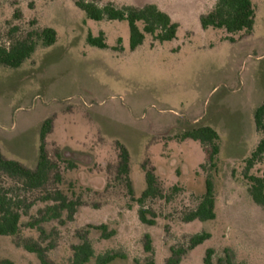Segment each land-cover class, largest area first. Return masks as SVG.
<instances>
[{
    "label": "rangeland",
    "instance_id": "rangeland-1",
    "mask_svg": "<svg viewBox=\"0 0 264 264\" xmlns=\"http://www.w3.org/2000/svg\"><path fill=\"white\" fill-rule=\"evenodd\" d=\"M86 1L99 7L156 4L178 23L176 37L159 42L146 35L132 49L128 21L89 20L76 0H0V43L8 45L37 27H52L58 33L54 45L38 47L21 67L0 65L4 156L35 167L42 126L52 120L47 150L77 163L76 169L65 172V182L99 191L111 183L107 202L98 209L84 206L71 228L89 223L115 228L114 238L96 242L98 253L115 250L127 256L110 264H145L151 255L144 248L145 234L152 239L155 264H166L171 247L185 245L202 231L211 238L184 256L181 264H203L208 248L219 257L228 249L237 261L264 264V208L252 200L244 178V160L260 139L253 115L264 100V0H252L253 30L236 34L202 27L200 16L216 0ZM100 32L106 35V48L87 42L89 33ZM203 125L220 135L217 169L206 166L207 153L200 142L179 139ZM119 144L130 154L136 197L146 189V174L152 169L166 195L172 194V187L180 188L170 201L149 203L157 215L154 226L140 222L139 206L114 181ZM251 172L262 175L264 164ZM210 175L216 219L184 222V213L205 193ZM3 258L40 264L9 238H0ZM52 258L53 264H60L64 248Z\"/></svg>",
    "mask_w": 264,
    "mask_h": 264
},
{
    "label": "trees",
    "instance_id": "trees-1",
    "mask_svg": "<svg viewBox=\"0 0 264 264\" xmlns=\"http://www.w3.org/2000/svg\"><path fill=\"white\" fill-rule=\"evenodd\" d=\"M89 20L128 21L131 48L140 46L146 35H152L159 42L176 37L178 23L158 5L146 3L142 6L124 5L116 7L107 3L99 7L94 2L76 0ZM19 16L15 14V17ZM256 11L252 0H216L213 8L200 16L203 28L225 29L230 34L242 31L251 32L255 25ZM32 21V25H35ZM57 31L48 26L37 27L24 37L12 40L8 45L0 43V65L17 69L30 59L38 47H50L57 42ZM87 42L99 48H106V35L100 32L95 36L88 34ZM256 131L260 135L258 144L245 158L244 178L252 200L264 208V173L258 175L251 171L264 164V100L254 111ZM52 120L47 119L41 131L39 160L35 167H28L19 161L8 159L0 148V238L11 239L17 248L33 255L40 264H53L52 256L60 247L65 250V258L60 264H110L118 258L125 259L124 253L115 250L97 252V240H110L117 230L106 223H89L71 230L77 213L84 206L100 208L111 194V183L99 191L91 187L65 182V172L77 168V163L64 153L55 152L54 156L46 147V136L51 131ZM180 140L192 139L201 143L207 153L206 166L217 169L221 153L220 135L211 126L194 127L179 135ZM120 154L114 181L124 186L131 201L139 206L138 216L144 225L154 226L157 215L149 203L166 199L170 201L173 192L180 188L172 187V194L166 195L160 177L155 169L146 174V189L135 196L130 171V154L120 145ZM68 184V185H67ZM93 194V202L88 196ZM217 217L216 193L211 175L206 180V191L198 199L195 207L184 213L186 223L210 221ZM99 232L96 239L95 233ZM67 241L63 245L65 239ZM145 251L150 253L145 264H155L153 244L149 234H145ZM211 238L209 232L192 235L185 245L170 248L166 264H181L184 256ZM138 262V261H136ZM0 264H16L9 258L0 259ZM141 264V263H137ZM203 264H247L234 259L228 249L223 256H216L213 248L206 250Z\"/></svg>",
    "mask_w": 264,
    "mask_h": 264
}]
</instances>
